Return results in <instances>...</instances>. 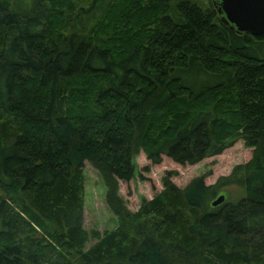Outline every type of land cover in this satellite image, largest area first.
<instances>
[{
	"label": "trees",
	"instance_id": "1",
	"mask_svg": "<svg viewBox=\"0 0 264 264\" xmlns=\"http://www.w3.org/2000/svg\"><path fill=\"white\" fill-rule=\"evenodd\" d=\"M236 138L249 159L212 184L115 195L137 148L191 165ZM83 161L119 220L87 248ZM0 264H264V34L211 0H0Z\"/></svg>",
	"mask_w": 264,
	"mask_h": 264
},
{
	"label": "rangeland",
	"instance_id": "2",
	"mask_svg": "<svg viewBox=\"0 0 264 264\" xmlns=\"http://www.w3.org/2000/svg\"><path fill=\"white\" fill-rule=\"evenodd\" d=\"M8 1L14 5L26 7L30 5V0ZM133 20L137 22V17ZM109 29L105 27L104 33L113 36V32H108ZM112 38L113 42H118L121 39L119 31L115 32ZM126 40L128 42L125 41V47H130L131 39ZM249 157L250 148L245 147L240 138L234 139L220 153L205 157L191 165L177 164L165 155H161L160 161L153 164L146 158L144 151L137 148L131 157L133 167L131 178L126 182L114 179L115 195L127 212L134 213L143 199H150L162 189L161 178L165 172L171 173L170 180L178 187H183L192 178L198 176H203V182L207 185L214 183L220 176L228 175L234 165L244 163ZM81 185V228L85 233L84 246L87 248L96 241L97 237L114 230L119 225V220L105 202V185L101 175L87 161L82 163ZM36 233L44 239L45 236L40 230ZM65 249L66 246L62 247L60 253L64 255L68 253L70 254H67L68 258H72L69 248L67 247V252Z\"/></svg>",
	"mask_w": 264,
	"mask_h": 264
},
{
	"label": "water",
	"instance_id": "3",
	"mask_svg": "<svg viewBox=\"0 0 264 264\" xmlns=\"http://www.w3.org/2000/svg\"><path fill=\"white\" fill-rule=\"evenodd\" d=\"M211 2L220 21L229 29L252 36L264 34V0H211ZM224 200V193H220L210 204L216 206Z\"/></svg>",
	"mask_w": 264,
	"mask_h": 264
}]
</instances>
